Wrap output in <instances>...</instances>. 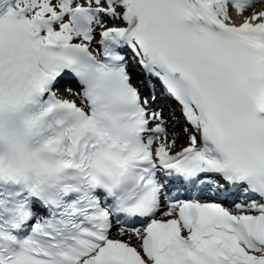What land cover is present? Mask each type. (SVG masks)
I'll return each mask as SVG.
<instances>
[{
  "label": "snow or ice",
  "instance_id": "obj_1",
  "mask_svg": "<svg viewBox=\"0 0 264 264\" xmlns=\"http://www.w3.org/2000/svg\"><path fill=\"white\" fill-rule=\"evenodd\" d=\"M0 264H264V0H0Z\"/></svg>",
  "mask_w": 264,
  "mask_h": 264
},
{
  "label": "bare ground",
  "instance_id": "obj_2",
  "mask_svg": "<svg viewBox=\"0 0 264 264\" xmlns=\"http://www.w3.org/2000/svg\"><path fill=\"white\" fill-rule=\"evenodd\" d=\"M169 113H170L169 111H167V110L164 109V114H165V116H169ZM175 123L179 124L180 122H178V121L176 122V121H175ZM113 236L116 237V238H119V237L116 235V233H113Z\"/></svg>",
  "mask_w": 264,
  "mask_h": 264
}]
</instances>
